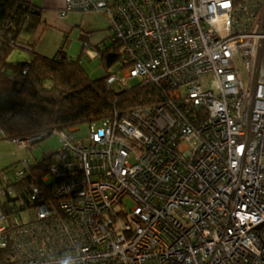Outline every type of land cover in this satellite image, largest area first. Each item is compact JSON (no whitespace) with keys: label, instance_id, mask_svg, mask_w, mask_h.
Masks as SVG:
<instances>
[{"label":"built area","instance_id":"obj_1","mask_svg":"<svg viewBox=\"0 0 264 264\" xmlns=\"http://www.w3.org/2000/svg\"><path fill=\"white\" fill-rule=\"evenodd\" d=\"M67 2L124 44L108 84L169 80L168 98L56 132L57 202L34 187L7 206L0 185V264H264V0Z\"/></svg>","mask_w":264,"mask_h":264},{"label":"trees","instance_id":"obj_2","mask_svg":"<svg viewBox=\"0 0 264 264\" xmlns=\"http://www.w3.org/2000/svg\"><path fill=\"white\" fill-rule=\"evenodd\" d=\"M39 8L30 0H0V130L5 139L18 141L51 132H69L82 124L91 125L107 118H120L167 100L169 80L150 83L137 76L126 84L119 80L108 84L109 75L119 77L110 70L115 63L120 61L124 71L131 64L125 60L124 44L111 35L110 27L105 41L94 45L88 40L82 48L83 53L90 50L95 52V57H100L108 68L99 79L92 78L82 59L73 58L64 47L53 56L38 53L34 44L22 37V30L28 23L32 27L43 23ZM61 10H68L65 16L72 11L68 9V2L67 7ZM37 11L40 13H35ZM70 37L71 33H66V43ZM108 39L110 43L106 42ZM17 47L30 48L33 60H11L13 50ZM133 79H139V82L129 84ZM49 81L51 85H48ZM57 156L45 155L41 161L29 162L28 166L23 164V177L15 175L20 170H15V167L1 170L0 185L5 186L7 179L12 178L9 187L16 189V194H8L3 203L8 206L11 201L28 202L34 187L42 190L38 201L50 195L57 202L58 198L51 195L49 190L52 180L46 181L49 168L57 161ZM7 253L14 254L11 248L6 251L0 249L4 257Z\"/></svg>","mask_w":264,"mask_h":264},{"label":"rangeland","instance_id":"obj_3","mask_svg":"<svg viewBox=\"0 0 264 264\" xmlns=\"http://www.w3.org/2000/svg\"><path fill=\"white\" fill-rule=\"evenodd\" d=\"M43 4H46V3L43 2ZM63 7H67V0H64ZM61 11L62 10L60 7H57V8L52 7V8L46 9V12L48 13L47 15L50 16L51 20L55 22V24L57 23L61 24L59 19H62V18L65 19L67 17H70L69 20H72L73 22H75L74 18L77 17L79 19H77L76 22H81L82 16L86 15L85 13L80 12V11H71L67 17L66 16L61 17L60 15ZM26 27H32V26L28 23L26 24ZM29 29H32V28H29ZM105 30L106 28L103 30L100 29L96 31L94 34L96 33L102 34ZM88 36L89 35H87L86 30L82 27L81 23H78L74 31L71 32V37L68 40L67 47L68 48L71 47L70 53L72 56H74V58L82 59L83 65L88 69V71L91 74V77L94 79H99L101 76H104L106 74V71L108 68H106V66L103 65L100 57H95L96 55H93V54H96L93 51L90 50L89 52L86 51L83 53L82 48L84 47V43L88 41ZM106 42L110 43L111 40L108 39ZM91 47L94 48V46H91ZM28 54L31 55L30 59H28L29 56L27 58ZM33 56L34 55L30 51L24 50L21 47H17L13 50L11 60L30 62L33 60ZM110 70L112 72H115L119 77H122L124 75V70H122V63L120 61L115 63L110 68ZM244 79H245L246 84H248L249 83L248 74L244 76ZM138 82H139V79H133L129 82V84L134 85V84H137ZM51 83L52 82L49 81L48 85H51ZM75 129L77 130L74 132V135H76L78 138L87 137L89 136L91 132V127L89 124H82ZM4 139L0 140V171L4 169H8V168H14V167L16 168L15 170L22 169L25 161L30 162V163H35L37 161H41L45 155H52V154L58 155L59 150H61L64 147V142L62 141L60 135L56 132H51L49 134L41 136L35 139V141L32 142L31 144L28 145L27 143L25 146L23 145L21 146L19 141L13 142V141H9L7 139L4 140ZM130 161L134 163L135 158H130ZM129 203L131 205H134L132 201H129ZM34 217H36V212L33 209L23 214V218L25 221L30 220Z\"/></svg>","mask_w":264,"mask_h":264},{"label":"crops","instance_id":"obj_4","mask_svg":"<svg viewBox=\"0 0 264 264\" xmlns=\"http://www.w3.org/2000/svg\"><path fill=\"white\" fill-rule=\"evenodd\" d=\"M30 2L40 7L39 9L42 11L43 23L39 24L38 27L25 26L22 30V37L26 38L30 43L34 44V49L40 54L53 56L57 51H59L60 48L64 47L65 51H67V53L71 55V47H67L68 42H65V35L66 33L73 32L78 23H81L82 27L86 30L87 35H89L88 40H90V42H92L94 45L102 43L109 36V21L105 15L98 13H85L86 15L82 16L81 22H76L77 19H79L77 17L74 18L75 22H73L72 20H69L70 17H67V15V18L59 19L61 24H55V22L51 20L50 16L47 15L48 13L46 12V9L52 7L63 8L64 0H30ZM43 2H45L46 4H43ZM105 28L106 30L102 34H94L96 31L100 29L103 30ZM23 49L32 53V50H30V48ZM27 58L30 59L31 55L28 54ZM1 133L2 131L0 130V135ZM2 139H4L3 134L0 136V140Z\"/></svg>","mask_w":264,"mask_h":264},{"label":"snow or ice","instance_id":"obj_5","mask_svg":"<svg viewBox=\"0 0 264 264\" xmlns=\"http://www.w3.org/2000/svg\"><path fill=\"white\" fill-rule=\"evenodd\" d=\"M224 7H228V5H227V4H225V5H224Z\"/></svg>","mask_w":264,"mask_h":264},{"label":"water","instance_id":"obj_6","mask_svg":"<svg viewBox=\"0 0 264 264\" xmlns=\"http://www.w3.org/2000/svg\"><path fill=\"white\" fill-rule=\"evenodd\" d=\"M35 13L39 14V13H40V11H37V12H35Z\"/></svg>","mask_w":264,"mask_h":264},{"label":"clouds","instance_id":"obj_7","mask_svg":"<svg viewBox=\"0 0 264 264\" xmlns=\"http://www.w3.org/2000/svg\"><path fill=\"white\" fill-rule=\"evenodd\" d=\"M14 142V141H13Z\"/></svg>","mask_w":264,"mask_h":264}]
</instances>
